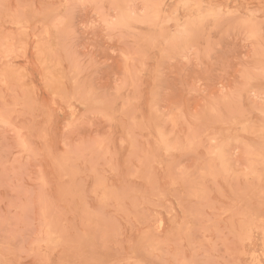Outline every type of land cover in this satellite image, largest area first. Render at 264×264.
Segmentation results:
<instances>
[{
  "label": "rangeland",
  "instance_id": "374dc122",
  "mask_svg": "<svg viewBox=\"0 0 264 264\" xmlns=\"http://www.w3.org/2000/svg\"><path fill=\"white\" fill-rule=\"evenodd\" d=\"M0 264H264V0H0Z\"/></svg>",
  "mask_w": 264,
  "mask_h": 264
}]
</instances>
